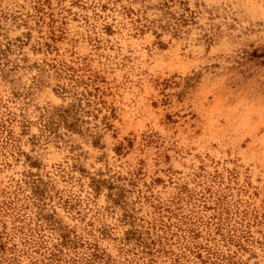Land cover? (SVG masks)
I'll list each match as a JSON object with an SVG mask.
<instances>
[{
    "label": "rangeland",
    "instance_id": "obj_1",
    "mask_svg": "<svg viewBox=\"0 0 264 264\" xmlns=\"http://www.w3.org/2000/svg\"><path fill=\"white\" fill-rule=\"evenodd\" d=\"M0 264H264V0H0Z\"/></svg>",
    "mask_w": 264,
    "mask_h": 264
}]
</instances>
